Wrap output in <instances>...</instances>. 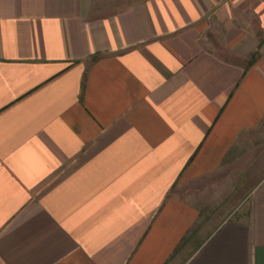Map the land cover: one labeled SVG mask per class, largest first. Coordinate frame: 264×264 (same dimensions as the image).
<instances>
[{
    "label": "crops",
    "instance_id": "0c3cea01",
    "mask_svg": "<svg viewBox=\"0 0 264 264\" xmlns=\"http://www.w3.org/2000/svg\"><path fill=\"white\" fill-rule=\"evenodd\" d=\"M0 264H264V0H0Z\"/></svg>",
    "mask_w": 264,
    "mask_h": 264
},
{
    "label": "rangeland",
    "instance_id": "374dc122",
    "mask_svg": "<svg viewBox=\"0 0 264 264\" xmlns=\"http://www.w3.org/2000/svg\"><path fill=\"white\" fill-rule=\"evenodd\" d=\"M252 162H253L252 158L249 159V162H247V159H245V162L240 163V165L238 166L239 168L237 167L239 171L227 177L229 196L233 194V192L235 193V189H237L238 187L241 188V192H239L237 195L245 196L246 194H248L249 189L257 181V179L261 176V174H257L256 172L255 173L250 172L249 168H250V165H252ZM241 171H243V174L241 173Z\"/></svg>",
    "mask_w": 264,
    "mask_h": 264
}]
</instances>
